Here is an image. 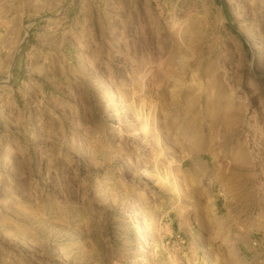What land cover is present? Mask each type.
<instances>
[{"label":"rangeland","instance_id":"rangeland-1","mask_svg":"<svg viewBox=\"0 0 264 264\" xmlns=\"http://www.w3.org/2000/svg\"><path fill=\"white\" fill-rule=\"evenodd\" d=\"M0 264H264V0H0Z\"/></svg>","mask_w":264,"mask_h":264},{"label":"trees","instance_id":"trees-1","mask_svg":"<svg viewBox=\"0 0 264 264\" xmlns=\"http://www.w3.org/2000/svg\"><path fill=\"white\" fill-rule=\"evenodd\" d=\"M240 37H243L241 33H238Z\"/></svg>","mask_w":264,"mask_h":264}]
</instances>
